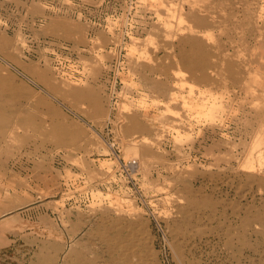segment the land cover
<instances>
[{
  "label": "rangeland",
  "instance_id": "obj_1",
  "mask_svg": "<svg viewBox=\"0 0 264 264\" xmlns=\"http://www.w3.org/2000/svg\"><path fill=\"white\" fill-rule=\"evenodd\" d=\"M263 108L264 0H0V262L264 264Z\"/></svg>",
  "mask_w": 264,
  "mask_h": 264
},
{
  "label": "bare ground",
  "instance_id": "obj_2",
  "mask_svg": "<svg viewBox=\"0 0 264 264\" xmlns=\"http://www.w3.org/2000/svg\"><path fill=\"white\" fill-rule=\"evenodd\" d=\"M233 3V2H232ZM242 9V8H241ZM242 11V10H241ZM199 22H201L202 20H197ZM195 39L193 38H189L187 40V42H189L191 45H194L195 44ZM189 47V46H188ZM187 47V48H188ZM7 64V63H6ZM34 74L36 75V77L38 79H40L41 81H43V83L48 87V89H52L53 90V84L50 82V80L48 78H46V76L44 75V72L42 71H38V70H34ZM12 85V84H11ZM20 87V86H19ZM68 93L71 94L72 96L74 97H82V98H85V99H88L89 102H90V106L92 107V111H91V114H96V112L99 110V107H100V104H99V101H98V97L95 95V93H93L89 88H83V89H76V90H73V89H69L68 90ZM30 96V95H29ZM264 109V108H263ZM264 111V110H263ZM264 113V112H263ZM133 118V117H132ZM133 125V124H132ZM127 128V127H126ZM12 134V133H11ZM60 134L59 137H58V141H61V142H67V141H71V140H76L77 139V133L73 132V131H65V132H60L58 133ZM258 140H259V135L254 139V143L258 144ZM135 143H131V146L130 144L126 145L125 146V150L129 152V150L132 149V147H134ZM112 148V147H111ZM112 150V149H111ZM113 151V150H112ZM131 161V160H129ZM132 168V167H131ZM252 183V181H250ZM249 183V182H248ZM117 209L119 210H122L121 207H116ZM125 210V209H124ZM110 228V227H109ZM108 235V234H107ZM116 235V234H115ZM114 235V236H115ZM118 236V235H116ZM120 239V237H118ZM121 240H118L116 242H119ZM122 243V242H121ZM116 244V243H115ZM114 244V245H115ZM119 245V244H118ZM131 245V244H130ZM129 245V246H130ZM111 246V245H110ZM123 247V246H121ZM128 248V246H127ZM130 248L131 246L129 247V251H130ZM115 250V249H114ZM121 250V249H120ZM111 252V251H110ZM124 252V251H123ZM125 252H126V248H125ZM118 253V252H117ZM128 253V252H127ZM122 254V253H121ZM104 255V254H103ZM126 258V257H125ZM118 259V258H117ZM121 260V258H120ZM119 261V260H117ZM122 261V260H121ZM127 261V260H126ZM110 262V261H109ZM127 263V262H126ZM125 263V264H126Z\"/></svg>",
  "mask_w": 264,
  "mask_h": 264
},
{
  "label": "crops",
  "instance_id": "obj_3",
  "mask_svg": "<svg viewBox=\"0 0 264 264\" xmlns=\"http://www.w3.org/2000/svg\"><path fill=\"white\" fill-rule=\"evenodd\" d=\"M3 205L2 194H0V255L7 254V252H10L14 248L16 226L13 222L18 218V215L24 213L20 211L24 206L5 207ZM48 230L50 229H45L44 232ZM2 260L3 258L0 257V261ZM0 264L3 263L0 262ZM7 264H12V262H8Z\"/></svg>",
  "mask_w": 264,
  "mask_h": 264
},
{
  "label": "built area",
  "instance_id": "obj_4",
  "mask_svg": "<svg viewBox=\"0 0 264 264\" xmlns=\"http://www.w3.org/2000/svg\"><path fill=\"white\" fill-rule=\"evenodd\" d=\"M133 162H135V161L132 159V161H130V163H133Z\"/></svg>",
  "mask_w": 264,
  "mask_h": 264
}]
</instances>
